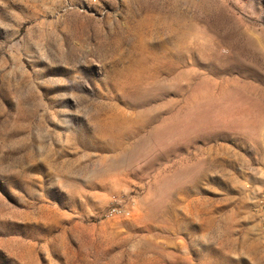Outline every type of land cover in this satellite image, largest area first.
<instances>
[{"label": "rangeland", "instance_id": "374dc122", "mask_svg": "<svg viewBox=\"0 0 264 264\" xmlns=\"http://www.w3.org/2000/svg\"><path fill=\"white\" fill-rule=\"evenodd\" d=\"M0 264H264V0H0Z\"/></svg>", "mask_w": 264, "mask_h": 264}, {"label": "built area", "instance_id": "2783aa9c", "mask_svg": "<svg viewBox=\"0 0 264 264\" xmlns=\"http://www.w3.org/2000/svg\"><path fill=\"white\" fill-rule=\"evenodd\" d=\"M121 212V207L119 206H111L108 210H107V215L111 216V215H115Z\"/></svg>", "mask_w": 264, "mask_h": 264}]
</instances>
